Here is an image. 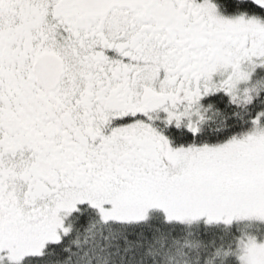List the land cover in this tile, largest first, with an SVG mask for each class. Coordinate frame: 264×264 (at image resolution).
<instances>
[{
	"label": "snow or ice",
	"instance_id": "6c2138e0",
	"mask_svg": "<svg viewBox=\"0 0 264 264\" xmlns=\"http://www.w3.org/2000/svg\"><path fill=\"white\" fill-rule=\"evenodd\" d=\"M0 264H264V0H0Z\"/></svg>",
	"mask_w": 264,
	"mask_h": 264
}]
</instances>
